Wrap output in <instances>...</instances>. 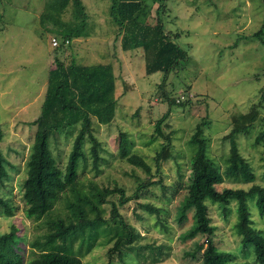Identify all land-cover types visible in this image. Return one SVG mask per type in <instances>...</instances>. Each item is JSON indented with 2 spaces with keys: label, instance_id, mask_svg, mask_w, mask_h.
Wrapping results in <instances>:
<instances>
[{
  "label": "rangeland",
  "instance_id": "obj_1",
  "mask_svg": "<svg viewBox=\"0 0 264 264\" xmlns=\"http://www.w3.org/2000/svg\"><path fill=\"white\" fill-rule=\"evenodd\" d=\"M0 0V150L7 161V178L0 183V197L13 207V216L6 217L0 208V234L14 227L23 239L20 247L25 262L32 259L28 245L46 233L47 223L66 214V200L73 193L66 192L55 209L41 221L26 218L22 198V182L26 175V161L36 127L32 123L41 112L48 74L54 58L65 65L75 60L84 66L111 65L115 76L117 105L111 125L95 126L101 143V161L93 167L89 155L90 143L85 142L86 160L79 164L77 190L89 195L97 188L124 190L134 193L139 180L148 175L131 166L118 153V135L126 134L129 153L141 157L151 168L154 181L148 192L137 201L119 206L118 212L130 225L135 239L124 244L121 252L108 256L113 243L105 244L104 236L86 252L90 239L81 246H72L74 255L83 264H198L206 236H194L192 210H186L187 178L193 147L189 139L195 126L203 118L209 121L204 136L209 141L208 155L224 169L229 142L224 139L233 128L232 120L250 112L264 89V45L256 36L264 31V0H144L146 23L155 25L157 13L170 38L188 58L171 73L163 87V75L145 73L142 49L123 52L118 28L111 24L107 0H81L88 16L89 37L74 38L69 46L64 41V28L73 23L72 0ZM160 4L164 8L157 11ZM50 8L45 11V6ZM47 13L40 20L41 13ZM52 12V15H51ZM69 23V24H68ZM66 24V25H63ZM56 38L66 51H55L51 40ZM264 38V32H263ZM190 98V104L171 106L168 120L162 124L164 134L171 136L172 154L160 165L156 174L155 155L164 139L155 132L156 122L168 111L164 99ZM264 129V111L247 134L236 136L238 151L255 173V183L264 186V141L254 139ZM73 135L61 132L51 150L60 168H64ZM248 189L227 179L223 188ZM118 203L117 196L107 198ZM149 204L160 209L163 226L155 215L141 206ZM211 237L219 251L228 254L231 264H256L254 247L244 246L236 229V206L229 205L224 216L217 205L208 203ZM252 226L264 237V216H260L253 202H249ZM104 217L110 215L111 205H104ZM165 227V228H164ZM105 235V234H104ZM67 246V245H66Z\"/></svg>",
  "mask_w": 264,
  "mask_h": 264
},
{
  "label": "trees",
  "instance_id": "obj_2",
  "mask_svg": "<svg viewBox=\"0 0 264 264\" xmlns=\"http://www.w3.org/2000/svg\"><path fill=\"white\" fill-rule=\"evenodd\" d=\"M56 1V0H55ZM109 2L108 16L111 24L118 28L120 48L123 52L142 49L145 55V73L152 75L161 73L164 82L188 58L187 52L182 50L168 35L158 17L162 14L164 4H160L157 11L155 25L146 23V8L144 0H107ZM163 1V0H159ZM54 0L51 1V3ZM167 0H165L166 7ZM162 8H161V7ZM73 23L64 28V44L74 38H87L88 16L81 0H72ZM45 11L50 10L48 5ZM41 13L40 20L48 16ZM52 15V12H51ZM69 24V23H68ZM66 25V24H63ZM264 28V26H263ZM263 29L256 36L264 45ZM54 47L66 51L64 45ZM54 58L53 68L48 74V81L41 112L32 123L36 127L26 161V175L22 182V198L26 205L24 210L27 219L39 222L50 211L55 209L62 195L73 193L72 200H66V214L47 223L46 233L28 245L32 259L25 262L20 245L23 239L12 227L7 233L0 234V264H83L80 256L74 255L72 246L80 242L81 246L88 239L86 252L90 251L98 237L104 236L105 244L113 243L108 256L115 251L121 252L124 244L131 245L135 239L130 225L121 217L118 207L130 201H137L144 196L150 186L161 184V180L154 181L151 177L150 166L139 156L129 153L128 139L125 133L118 135V153L131 166L140 168L148 177L139 180L132 195L127 196L123 189L103 188L93 189L89 195L77 190L79 180V164L86 160L85 142L90 143L89 155L93 167L97 169L101 157V143L97 139L95 126H108L114 121L117 99L115 98V76L111 65L84 66L72 60L69 64ZM164 99L168 103V111L155 124V132L164 139L160 151L155 155L156 174L160 173V165L167 161L172 154L171 136L164 134L162 124L169 118L171 106L190 104V98ZM259 110L264 111V89L262 97L251 106L250 112L233 118V128L224 137L229 142V152L224 162V169L210 159L208 155L209 140L204 136V128L209 121L203 118L198 123L189 139L193 147L190 156L189 174L187 178L186 210H192L195 228L194 236H206L202 248L201 259L198 264H231L228 254L219 251L211 239L215 227L211 224L208 203L217 205L221 213L227 216L231 202L235 204L237 217L236 229L244 246H253L256 264H264V237L262 232L252 226L249 202H253L260 216H264V186L255 183V173L251 164L238 151L237 138L239 134H247L249 129L259 118ZM65 132L73 135V142L64 168H60L54 157L51 145L57 144L58 134ZM2 132L0 131V143ZM264 141V129L254 139L259 145ZM6 159L0 150V183L7 178ZM224 177L235 182L249 185L248 189L223 188L217 189L224 181ZM117 196L118 203L108 202L107 198ZM111 205L110 215L104 217V205ZM0 208L6 217L13 216V207L0 197ZM141 208L155 215L157 223L163 226L160 209L146 204ZM165 228V227H164ZM105 234V235H104ZM67 245V246H66ZM110 261V259H109ZM108 261V264H111ZM244 264V263H243Z\"/></svg>",
  "mask_w": 264,
  "mask_h": 264
},
{
  "label": "built area",
  "instance_id": "obj_3",
  "mask_svg": "<svg viewBox=\"0 0 264 264\" xmlns=\"http://www.w3.org/2000/svg\"><path fill=\"white\" fill-rule=\"evenodd\" d=\"M51 44H52V47H57L59 45V42L56 38H52ZM65 44H68V42L66 41Z\"/></svg>",
  "mask_w": 264,
  "mask_h": 264
},
{
  "label": "crops",
  "instance_id": "obj_4",
  "mask_svg": "<svg viewBox=\"0 0 264 264\" xmlns=\"http://www.w3.org/2000/svg\"><path fill=\"white\" fill-rule=\"evenodd\" d=\"M116 98V97H115Z\"/></svg>",
  "mask_w": 264,
  "mask_h": 264
}]
</instances>
